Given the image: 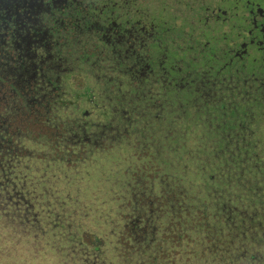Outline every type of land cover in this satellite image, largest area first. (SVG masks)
Segmentation results:
<instances>
[{"label":"rangeland","instance_id":"rangeland-1","mask_svg":"<svg viewBox=\"0 0 264 264\" xmlns=\"http://www.w3.org/2000/svg\"><path fill=\"white\" fill-rule=\"evenodd\" d=\"M146 1L0 0V113L9 108L25 122L55 102L49 134L60 136L12 131L0 115V145L22 154L14 169H0V208H33L41 222L58 214L71 234H43L38 246L50 263L56 250L58 260L79 263L72 234L101 264L132 256L158 264L174 246L190 264L224 245L246 257L259 238L253 227L264 234V93L247 91V71L221 77L199 62L195 83L183 86L190 77L180 56L192 36L155 26L168 17L138 7ZM184 11L166 14L192 18ZM262 11L250 16L258 41ZM203 25L199 35L218 34ZM256 45L244 48L247 58ZM228 53L215 54L220 64L239 50ZM257 250L264 255V244Z\"/></svg>","mask_w":264,"mask_h":264},{"label":"trees","instance_id":"trees-1","mask_svg":"<svg viewBox=\"0 0 264 264\" xmlns=\"http://www.w3.org/2000/svg\"><path fill=\"white\" fill-rule=\"evenodd\" d=\"M161 1L163 0L146 1L145 4L142 3L138 7L143 8L146 12H150L153 15L156 14L168 17V20L164 19V21L155 25L158 28H163L166 26V22H169L171 26L173 25L181 32H188L191 34L192 39L188 41L186 40L184 44L185 50L180 56V59L185 62V64L182 65V68L185 69L184 74L190 77V80L186 78L184 82L181 81L183 86L189 87L192 83H195L196 80L193 78L192 74L195 73V66L199 62L204 66L205 71L208 72V69H210L211 75H220L221 77L231 76L234 78L235 76L241 75L242 72L247 71L252 77L250 80V82H252L251 88H248L247 91L253 95L257 93L260 98L263 97L264 81H262V78H264V36L260 37V41L257 40L253 28V22L255 23L256 20L250 17V13L246 8L240 5V2L236 3L233 0H199L198 3H196V0H192L193 4H191L188 0ZM185 9L193 11V13L190 14L192 18H184V20L187 21L176 18L175 16L167 15L176 14L178 16V12L185 15ZM229 9L232 11V15H234L233 18L227 17V15H230ZM162 12L165 14L167 12V14H161ZM232 15L230 16L232 17ZM203 23L218 30V34L210 29V34L199 35L202 28L205 27ZM254 41L258 47L257 51L252 54L254 55L253 58H250V56L247 58V51H249V48ZM260 43L262 45H260ZM162 44L170 47L166 37L162 39ZM244 48H246L247 51ZM230 49L233 52L230 54L231 57H233L235 52L239 50L238 56L235 55L234 57V63L230 64L223 61L222 64H220L215 54H229L228 52L231 51ZM211 61H218L219 66L214 70L209 66L210 63H213ZM169 68L167 67V69ZM169 72L170 71L168 70V73ZM175 80H178V78L173 74L172 80L170 81L172 89L176 87V85L172 83ZM261 87H263L262 91H260ZM190 89L192 92H187L194 99L200 97L193 87ZM201 94L208 97L203 91H201ZM194 99H192L193 102H195ZM252 108H256L255 105H252ZM55 109V102H51L48 105V109L45 110L46 112H40L37 117L31 116L25 122H21L17 115L14 114V112H11L9 108H5L0 115L2 116V120L5 121L3 124L7 125L12 131H30L35 134H40V137L38 138L42 137L43 141L47 142L55 139V136H59L56 134V130L53 134H49L52 130L51 128L55 129L56 127L51 122L56 117ZM50 114L52 115L50 116ZM65 122H63V124H65ZM21 157L22 154L18 149H14L10 144L0 145V169L4 166L3 163L7 162H10L11 165L4 167L7 170L9 167L14 169V167L19 164L18 161ZM53 157H57L55 156V153H53ZM6 169H2L3 173L7 172ZM6 186L11 191L17 189L15 180ZM15 207L16 208H0V250L6 248V246H10V250H8L9 248H6L5 254L3 253L5 262L8 264H17V261L19 260V264H66L64 263L65 260H58V255L61 253L57 250L55 251L57 257L55 258L54 263H50L45 258L46 254L42 252V249L38 246V243L43 238V234L46 232L53 234L55 232L54 230L63 233L70 231L69 227L62 225L58 214L52 213V215H50L51 212H46L44 214V219L41 222L39 214L36 211L35 213L33 208H18L17 204H15ZM184 226L185 228L192 229L195 225L189 227L188 224H184ZM258 229L257 226H254L251 230V232L259 238L255 239L256 244L249 249L246 257L241 253H238V251L234 249L235 247L226 248L224 245L222 249L217 250L207 248L201 254L199 264H264V255L259 254V250H257L258 247H261L262 244H264V234L262 232L257 234ZM260 230L261 229H259V231ZM238 232L239 229L232 228L231 234H229L228 237L234 241L235 239L233 237L239 235ZM72 235H74L75 244L78 246L77 248L75 247L76 249L74 251L77 255L76 259L79 261L77 264H101L94 257L90 243L86 241L82 242L76 238L75 234ZM45 239L44 243H46L47 240H51L50 235L45 237ZM81 250L83 252L80 253V255L79 251ZM65 253L66 252L63 254ZM71 259H73V256H71ZM115 262L116 264H140L143 262V259L139 256H132L125 261L122 259L112 260L109 264H114ZM189 262L191 261L187 260V263L184 262L183 255H180V252L176 249V246H174L170 248V252L162 258L158 264H190Z\"/></svg>","mask_w":264,"mask_h":264},{"label":"flooded vegetation","instance_id":"flooded-vegetation-1","mask_svg":"<svg viewBox=\"0 0 264 264\" xmlns=\"http://www.w3.org/2000/svg\"><path fill=\"white\" fill-rule=\"evenodd\" d=\"M236 3L240 2V5L248 10L250 15H256L263 13L264 0H233Z\"/></svg>","mask_w":264,"mask_h":264}]
</instances>
